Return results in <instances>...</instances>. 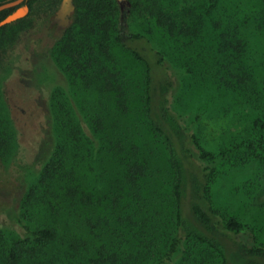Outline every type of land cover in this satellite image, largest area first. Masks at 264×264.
Masks as SVG:
<instances>
[{"label": "trees", "instance_id": "trees-1", "mask_svg": "<svg viewBox=\"0 0 264 264\" xmlns=\"http://www.w3.org/2000/svg\"><path fill=\"white\" fill-rule=\"evenodd\" d=\"M223 1L129 0L123 25L117 0H74L39 76L49 149L26 175L20 231L0 227V264H264V244L239 240L247 225L214 194L225 165L264 174V0ZM31 15L0 25L1 63ZM213 100L222 112L199 133L184 114ZM7 109L0 88L4 163L20 146ZM238 116L252 125L239 139Z\"/></svg>", "mask_w": 264, "mask_h": 264}, {"label": "rangeland", "instance_id": "rangeland-1", "mask_svg": "<svg viewBox=\"0 0 264 264\" xmlns=\"http://www.w3.org/2000/svg\"><path fill=\"white\" fill-rule=\"evenodd\" d=\"M233 1L230 4L223 1L216 10L232 12L235 3H240L239 8L249 7L245 0ZM61 2L62 0L37 2L29 12L32 14L34 27L19 34L13 45L2 55L3 62H0L3 103L8 108L20 144L11 161L4 163L0 158V227L20 231L13 216L18 211L22 194L27 188L26 175L33 174L34 169L37 170L36 163L42 160L49 149L48 94L39 83V76L49 67L51 48L66 30V27H60L55 19ZM129 13V8L121 10V24H127L126 15ZM247 33L245 32L246 37ZM213 99L218 100V97L215 96ZM218 107L219 104L214 100L203 108L202 104H199V107L184 114V118L200 133L199 129L206 127V122L203 120L208 115L222 112ZM237 114L235 113L234 117ZM240 117L238 116L237 120L232 119L230 126L232 137L238 139L249 136L252 127L248 117L243 119ZM201 120L202 122L197 124ZM215 132L217 131L209 129L206 135H203L208 145H212L210 147L207 145L210 150L218 149L219 143L216 144V140L212 137ZM221 170L214 194L221 206L241 217L247 225L243 234L238 237L239 240L247 244H256L257 238V241L264 244V207L260 209L259 205L264 203V174L255 162L243 167L225 165ZM248 179L258 180L261 182V187L248 193L247 184H243ZM219 262L220 260L216 258L215 264Z\"/></svg>", "mask_w": 264, "mask_h": 264}, {"label": "water", "instance_id": "water-1", "mask_svg": "<svg viewBox=\"0 0 264 264\" xmlns=\"http://www.w3.org/2000/svg\"><path fill=\"white\" fill-rule=\"evenodd\" d=\"M25 0H14L8 3L0 5V12L4 9L11 8L20 5ZM121 10H125L131 6L129 0H118ZM30 12V7L28 5H23L19 7L15 12L7 16L3 21L0 22L1 26L12 24L18 20L28 16ZM75 15V4L74 0H62L60 7L58 8L55 19L60 27H66V29L72 24ZM71 16V18H70Z\"/></svg>", "mask_w": 264, "mask_h": 264}]
</instances>
